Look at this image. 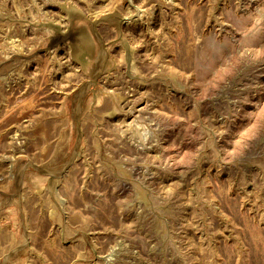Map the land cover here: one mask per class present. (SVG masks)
Instances as JSON below:
<instances>
[{"label":"rangeland","instance_id":"374dc122","mask_svg":"<svg viewBox=\"0 0 264 264\" xmlns=\"http://www.w3.org/2000/svg\"><path fill=\"white\" fill-rule=\"evenodd\" d=\"M0 264H264V0H0Z\"/></svg>","mask_w":264,"mask_h":264}]
</instances>
